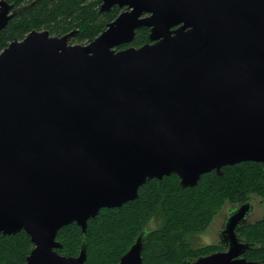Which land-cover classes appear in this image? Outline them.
Instances as JSON below:
<instances>
[{
	"label": "water",
	"instance_id": "1",
	"mask_svg": "<svg viewBox=\"0 0 264 264\" xmlns=\"http://www.w3.org/2000/svg\"><path fill=\"white\" fill-rule=\"evenodd\" d=\"M123 9L87 45L32 31L0 52V234L25 232V264H85L60 255V228L85 233L101 209L171 174L182 188L225 166L264 163V0H101ZM0 0V30L15 11ZM149 28V43L128 46ZM231 212V213H230ZM225 251L185 264H260L230 210ZM144 231L117 264H142Z\"/></svg>",
	"mask_w": 264,
	"mask_h": 264
},
{
	"label": "trees",
	"instance_id": "2",
	"mask_svg": "<svg viewBox=\"0 0 264 264\" xmlns=\"http://www.w3.org/2000/svg\"><path fill=\"white\" fill-rule=\"evenodd\" d=\"M7 2L14 6L15 14L0 30V52L12 41H19L32 31L44 30L56 37L74 32V37L69 39V43L87 45L121 12L116 6L107 11H100L101 0H7ZM149 34V28H140L135 32L130 44L118 46L116 50L128 46L136 48L143 46L149 43ZM262 165L242 162L225 166L221 169V175H217L215 171L205 173L192 188L169 184L167 179L175 177L174 174L161 180L149 179L138 188L135 199L118 208L101 209L94 218L88 219L84 234L75 223L60 228L56 240L62 244V248L57 252L60 255L76 257L82 243L85 242V264H108L107 262L115 256L114 259L117 258L116 261H119L125 254L124 241L128 235L138 231V237L144 231L141 254L144 260L145 240L149 231L143 225L157 210L160 192L168 198L162 205V212L169 217L173 232H179L185 227L180 234L173 236L181 238L185 230L187 231L182 237L186 233L202 231L225 199L240 206L251 200L246 199L249 192L264 197V175L257 171ZM169 200H173V204L168 205ZM241 233L246 241L240 238ZM237 236L242 242L253 245L242 257L264 264V220L239 228ZM30 245H32L30 239L23 231L14 235L0 234V264H25V258L30 253H28ZM183 250V244L175 245L171 240H164V245H153L150 254L154 257L166 259L167 256L173 259L182 256ZM184 256L196 257L198 253L186 252ZM187 260L194 259L186 258L177 264H185ZM143 262L145 263V260Z\"/></svg>",
	"mask_w": 264,
	"mask_h": 264
},
{
	"label": "rangeland",
	"instance_id": "3",
	"mask_svg": "<svg viewBox=\"0 0 264 264\" xmlns=\"http://www.w3.org/2000/svg\"><path fill=\"white\" fill-rule=\"evenodd\" d=\"M7 2V0H6ZM8 3V2H7ZM9 5H12L8 3ZM13 6V5H12ZM123 9H121L122 11ZM11 11H15V8L13 6V9ZM120 14V13H119ZM25 37V36H24ZM23 37V38H24ZM22 38V39H23ZM21 39V40H22ZM69 42V40H68ZM72 44V43H70ZM79 44V43H75ZM80 45H85V44H80ZM262 166H260L257 171L260 172L261 175H264V163ZM169 184H177L179 185V178L175 175L167 179ZM180 186V185H179ZM246 199H251V204H252V212L247 218L248 220V225L254 224L257 221L264 220V197L258 195L257 193H252L249 192L246 195ZM168 198L165 196L164 193L160 192V198L158 200V207L157 210L155 211L153 217L149 219L143 226L145 229L149 231V235L145 240V249L143 253V257L145 260V263L143 262L144 260L142 259V264H177L178 261H184L186 258H193L196 260L198 257H203L210 255L212 253L222 251L223 249L219 247L218 245V233L219 230L222 229L223 223L227 217V213L236 207L238 204L234 202H230L229 199H225L219 207L214 211V214L211 216L210 220L207 222V225L204 227V229L200 232L194 231L193 233H186L183 236V234L187 231L185 230L182 233L181 238H173L175 234H180L184 229L180 230L179 232L175 233L173 232L174 230L171 229L170 224H169V217H167L163 212H162V205L164 202H166ZM173 200H169V204H173ZM173 232V235H172ZM137 234L138 231H135L134 233L128 235L124 241V247H125V252L127 253V250L130 249L131 244L136 241L137 239ZM172 235V236H171ZM139 236V235H138ZM137 237V238H136ZM240 238L243 241H246V239L242 236V233L240 234ZM164 240H171L173 244H178L180 243L184 245V250L182 253V256H179L178 258H161V257H154L150 254L152 252V246L153 245H164ZM135 243V242H134ZM133 243V244H134ZM32 244V243H31ZM132 244V245H133ZM113 247V244H112ZM33 244L28 246V253L32 250ZM122 252V253H123ZM186 252L190 253H198V256L196 257H189V256H184ZM123 253V254H124ZM204 253L203 255H201ZM122 254V255H123ZM121 255V256H122ZM116 257V256H115ZM114 257V258H115ZM142 257V256H141ZM111 259L108 261V264H111L116 261V259ZM170 259V261L168 260ZM119 261H116L113 264H117Z\"/></svg>",
	"mask_w": 264,
	"mask_h": 264
},
{
	"label": "flooded vegetation",
	"instance_id": "4",
	"mask_svg": "<svg viewBox=\"0 0 264 264\" xmlns=\"http://www.w3.org/2000/svg\"><path fill=\"white\" fill-rule=\"evenodd\" d=\"M237 207V206H236ZM232 210V209H231ZM230 212V211H229ZM227 213V216L231 213ZM249 217V215L247 216V218ZM226 219H227V217H226ZM226 219H225V221H226ZM225 221H224V223H225ZM224 223H223V227H222V229L224 228ZM248 221L245 223V225L244 226H246V225H248ZM243 227V226H242ZM222 229H220L219 230V232L222 230ZM236 233H237V230H236ZM219 234V233H218ZM218 245H219V247H221L223 250L222 251H225L226 250V248H224V246H222L221 244H220V241H219V237H218ZM218 252H221V251H218Z\"/></svg>",
	"mask_w": 264,
	"mask_h": 264
},
{
	"label": "bare ground",
	"instance_id": "5",
	"mask_svg": "<svg viewBox=\"0 0 264 264\" xmlns=\"http://www.w3.org/2000/svg\"><path fill=\"white\" fill-rule=\"evenodd\" d=\"M103 32V31H102Z\"/></svg>",
	"mask_w": 264,
	"mask_h": 264
}]
</instances>
